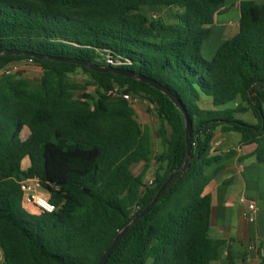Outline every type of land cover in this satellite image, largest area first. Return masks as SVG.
<instances>
[{"label":"trees","instance_id":"obj_1","mask_svg":"<svg viewBox=\"0 0 264 264\" xmlns=\"http://www.w3.org/2000/svg\"><path fill=\"white\" fill-rule=\"evenodd\" d=\"M224 2L0 0V70L29 57L41 68L35 83L16 72L0 74V264H95L183 163L185 115L192 146L188 167L173 174L105 264L217 259L225 240L209 235L212 205L204 189L234 150L211 151L216 130L238 133L240 144L255 143V159L264 163V0H241L237 31L206 58L202 46ZM158 6L176 8L171 21L144 11ZM7 51L99 65L111 56L120 64L108 65L159 82L184 112L132 77ZM77 70L87 75L82 82L70 76ZM114 87L153 105L164 146L158 154L151 153L150 133L132 104L106 93ZM248 110L255 122L236 116ZM139 162L142 169L133 173ZM151 162L153 180L146 184ZM25 177L38 178L54 210L23 206L19 181Z\"/></svg>","mask_w":264,"mask_h":264},{"label":"crops","instance_id":"obj_2","mask_svg":"<svg viewBox=\"0 0 264 264\" xmlns=\"http://www.w3.org/2000/svg\"><path fill=\"white\" fill-rule=\"evenodd\" d=\"M226 1L227 5L224 6V10L228 7L238 9L241 0ZM238 15L239 13L232 18L237 20V26ZM232 19L224 23H218L217 20H214V23L210 27L211 33L208 40L212 39V36L215 34L220 38L230 27ZM231 35L226 36V38ZM223 39L225 38H221L220 41ZM202 101L205 103L209 99L202 98ZM249 112V110L246 111V113ZM250 114L252 115L251 112ZM251 118L252 120L248 122H255L253 115ZM223 133L219 129L216 130L212 140L211 151L226 152L233 149L234 153L222 158L221 162L224 168L209 181L204 189V193L210 195L212 205L209 235L213 238L225 240L219 247L217 259L211 261L210 264H264V219L258 220L257 218L261 213V205L256 196L246 195L247 184L242 176L243 172L247 169H260L261 164L255 159L253 154L255 143L240 144L238 133L226 132V136L222 135ZM227 140L229 141V146L222 150L214 149L213 143L218 144ZM23 165H27L26 159L23 160ZM250 187L253 192H257L256 185ZM40 192L48 195L44 189H41ZM240 198L255 201L258 211L254 222H249L244 218L243 212L246 206L244 202L240 201ZM251 244H256V247L249 248Z\"/></svg>","mask_w":264,"mask_h":264},{"label":"rangeland","instance_id":"obj_3","mask_svg":"<svg viewBox=\"0 0 264 264\" xmlns=\"http://www.w3.org/2000/svg\"><path fill=\"white\" fill-rule=\"evenodd\" d=\"M227 1L225 2L224 6ZM176 10L175 7H168V6H158V7H146L144 8V11L149 16H157L163 19L164 21H171L172 20V14ZM239 11L236 8H226L222 12L218 13L215 17V20H217L218 23H224L228 22L230 19L234 17V15L238 14ZM237 29V20L232 19L231 25L228 27V30L225 31V33L218 37V35H213L212 39H207L202 46V55L206 58H209L212 53H214L216 49L217 43L220 41L221 38H226V36L231 35L234 33ZM225 36V37H224ZM6 70L10 72H16L17 74L27 77L31 79L33 83L37 82L39 80V77L41 75V68L38 64H34L33 62L26 61L25 58L18 59L15 62L6 65L4 67ZM3 69V68H2ZM2 69L0 70V74L2 73ZM71 78L76 79L80 82L85 80L87 78V75L83 73L81 70H77L74 73H72ZM89 92H93V87L88 86ZM239 98V97H238ZM239 99H237L235 102H237ZM132 106L135 110V115L137 120L140 122L141 125H143L145 128L148 129L150 133V144H151V150L152 154H158L164 146L161 143L160 137L157 133V129L159 127V120L157 118V115L155 113V110L153 108V105H150L147 99H145L142 96L137 95L136 98L131 102ZM236 116L246 120L250 121L252 120L251 114L249 113H236ZM167 130L169 131V127H167ZM25 132L23 131L21 135L23 136ZM222 135L226 136V132H224ZM229 141L226 142H219L218 144H214L215 150H222L229 146ZM260 169L259 170H245L242 174L243 179L245 180L247 184V191L246 195H254L259 200V203L261 205V213L257 217L258 220L264 219V163H260ZM142 162L133 164L131 166V169L133 173H138L142 169ZM155 169V164L153 162L150 163L147 171L145 172L144 179H148L149 177L153 176V172ZM256 185L257 186V192H253L252 188L250 186Z\"/></svg>","mask_w":264,"mask_h":264},{"label":"water","instance_id":"obj_4","mask_svg":"<svg viewBox=\"0 0 264 264\" xmlns=\"http://www.w3.org/2000/svg\"><path fill=\"white\" fill-rule=\"evenodd\" d=\"M7 53H22V54H24L26 56H32V57H35V58H38V59L49 58V59H53V60L68 61V62L76 63V64H79V65H83V66H85L87 68H90L92 70H95V71H99V72L110 71V72H113L115 74H119V75H123V76H127V77H132V78H134L136 80H139L141 82L148 83L152 87H154V88L158 89L159 91H161L162 93L166 94L168 96V98L173 102V104L180 111L184 112L180 102L174 97V95L167 88H165L159 82H157V81H155V80H153V79H151L149 77H146V76H144L142 74L135 73L132 70L123 69V68L111 66V65H108V64L99 65V64H96V63H91V62H88L86 60H82V59L74 58V57L48 56V55L35 54L33 52H18V51H7ZM184 115H185V113H184ZM185 145H186L185 158H184V161L181 164V166L175 167L169 172L166 180L156 190V192L153 195L152 199L137 214H135L128 223H126L115 234V236L113 237L112 241L106 247V249L103 251V253L99 256V258H98V260L96 261L95 264H105L106 263L108 257L113 252V250L115 249L116 245L118 244L120 239L123 237V235L127 232V230L136 221H138L140 218H142L149 211L151 206L158 200V197H159L160 193L163 191V189L171 181L173 174L175 172H183L188 167L189 162L191 160L192 146H191V141H190V134H189V131H188V122H187V119H186V115H185Z\"/></svg>","mask_w":264,"mask_h":264},{"label":"built area","instance_id":"obj_5","mask_svg":"<svg viewBox=\"0 0 264 264\" xmlns=\"http://www.w3.org/2000/svg\"><path fill=\"white\" fill-rule=\"evenodd\" d=\"M25 59L28 62H33L30 57ZM105 61L107 62V64H111V65L120 64V61L113 59L111 56H107ZM1 72L9 73L10 71L3 68ZM106 93L110 96L123 98L129 103H131L137 96L131 92L124 91L123 88H119V87H114L113 89L107 91ZM152 180H153V176L149 177L148 179H145V183L151 184ZM19 186L22 194V204L27 210L31 212H39V211L51 212L56 208V205H54L49 200L48 195L40 192L42 188L37 177L22 178L19 181ZM240 201L244 202L246 206L243 212L244 218L249 222H254L258 211L255 201L252 199H245V198H240ZM255 247L256 244H251L249 248L252 249Z\"/></svg>","mask_w":264,"mask_h":264}]
</instances>
